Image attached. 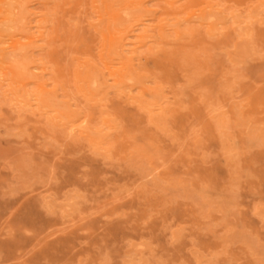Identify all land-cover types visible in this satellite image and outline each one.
<instances>
[{"label":"rangeland","instance_id":"rangeland-1","mask_svg":"<svg viewBox=\"0 0 264 264\" xmlns=\"http://www.w3.org/2000/svg\"><path fill=\"white\" fill-rule=\"evenodd\" d=\"M0 264H264V0H0Z\"/></svg>","mask_w":264,"mask_h":264},{"label":"bare ground","instance_id":"bare-ground-1","mask_svg":"<svg viewBox=\"0 0 264 264\" xmlns=\"http://www.w3.org/2000/svg\"><path fill=\"white\" fill-rule=\"evenodd\" d=\"M125 15V14H124ZM214 19H212V21H213ZM109 22H111L110 24H112V18L110 17V19H109ZM129 27V26H128ZM241 30V29H240ZM107 37H105V39L107 40V42H106V48L108 49V51H109V53H111L112 54V49H115V48H117V46H118V44H117V42L113 39L112 40V30L111 29H108V31H107ZM125 36V35H124ZM108 60H110V57L108 58ZM20 62H21V65H19V66H17L18 67V70H17V72H11L12 73V75L14 76V77H16L17 75H21L22 73L21 72H23V70H25V68H24V66H25V63H24V60L23 59H21L20 60ZM101 62H102V64H103V67H104V69H105V71L106 72H108L109 73V75H110V77H112V70H111V68H110V63L106 60V59H104L103 57H101ZM23 75V74H22ZM2 76L3 77H6V74L5 73H2ZM123 78V77H122ZM17 82H14V81H10V87H12L11 89H12V91L15 93V95L17 96V97H19V98H25L26 96H28L29 95V93L27 92V91H25L24 89H21V86H20V82L18 81V80H16ZM131 81V80H130ZM19 85H18V84ZM130 83V82H129ZM95 84V83H94ZM95 86V85H94ZM15 97V96H14ZM14 104V103H13ZM18 106V105H17ZM143 108V107H142ZM142 108H141V110H142ZM153 108H154V106H153ZM20 113V112H19ZM23 114V113H22ZM23 117V116H22ZM79 135L80 136H84V135H86V136H88V137H90V136H92L93 137V135H94V133H93V131L90 129V128H83V129H81V131H80V133H79Z\"/></svg>","mask_w":264,"mask_h":264}]
</instances>
